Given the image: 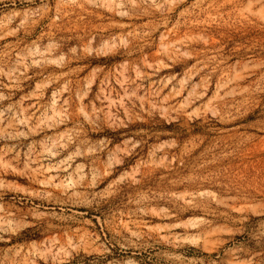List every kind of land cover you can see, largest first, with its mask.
I'll return each instance as SVG.
<instances>
[{
	"label": "rangeland",
	"instance_id": "rangeland-1",
	"mask_svg": "<svg viewBox=\"0 0 264 264\" xmlns=\"http://www.w3.org/2000/svg\"><path fill=\"white\" fill-rule=\"evenodd\" d=\"M0 264H264V0H0Z\"/></svg>",
	"mask_w": 264,
	"mask_h": 264
},
{
	"label": "bare ground",
	"instance_id": "bare-ground-1",
	"mask_svg": "<svg viewBox=\"0 0 264 264\" xmlns=\"http://www.w3.org/2000/svg\"><path fill=\"white\" fill-rule=\"evenodd\" d=\"M27 12H29V10H28ZM29 14H30V13H29ZM29 14H28V15H29Z\"/></svg>",
	"mask_w": 264,
	"mask_h": 264
}]
</instances>
